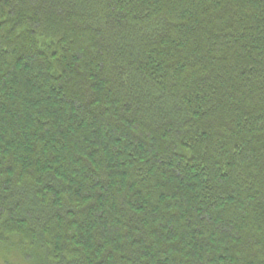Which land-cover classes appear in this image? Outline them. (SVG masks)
<instances>
[{
	"label": "trees",
	"instance_id": "trees-1",
	"mask_svg": "<svg viewBox=\"0 0 264 264\" xmlns=\"http://www.w3.org/2000/svg\"><path fill=\"white\" fill-rule=\"evenodd\" d=\"M30 264H264V0H0V242Z\"/></svg>",
	"mask_w": 264,
	"mask_h": 264
},
{
	"label": "rangeland",
	"instance_id": "rangeland-1",
	"mask_svg": "<svg viewBox=\"0 0 264 264\" xmlns=\"http://www.w3.org/2000/svg\"><path fill=\"white\" fill-rule=\"evenodd\" d=\"M14 239L0 242V264H30V260Z\"/></svg>",
	"mask_w": 264,
	"mask_h": 264
}]
</instances>
